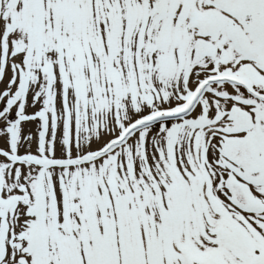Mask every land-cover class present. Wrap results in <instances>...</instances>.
<instances>
[{
  "label": "snow or ice",
  "instance_id": "obj_1",
  "mask_svg": "<svg viewBox=\"0 0 264 264\" xmlns=\"http://www.w3.org/2000/svg\"><path fill=\"white\" fill-rule=\"evenodd\" d=\"M0 264H264V0H0Z\"/></svg>",
  "mask_w": 264,
  "mask_h": 264
}]
</instances>
